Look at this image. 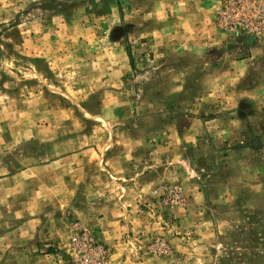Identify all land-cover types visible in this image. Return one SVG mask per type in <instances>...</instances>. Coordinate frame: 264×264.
Wrapping results in <instances>:
<instances>
[{"label": "rangeland", "instance_id": "374dc122", "mask_svg": "<svg viewBox=\"0 0 264 264\" xmlns=\"http://www.w3.org/2000/svg\"><path fill=\"white\" fill-rule=\"evenodd\" d=\"M76 154L130 163L108 264H264V0H0V264H73L13 231Z\"/></svg>", "mask_w": 264, "mask_h": 264}, {"label": "crops", "instance_id": "0c3cea01", "mask_svg": "<svg viewBox=\"0 0 264 264\" xmlns=\"http://www.w3.org/2000/svg\"><path fill=\"white\" fill-rule=\"evenodd\" d=\"M122 165L123 171L115 165H109L111 170H105L98 160L76 154L35 167V176L29 183L45 185L43 189L48 192L41 196L36 191L38 202L25 207L30 212L29 219L25 220L28 223L19 225V230L13 231L18 235L24 227L23 232L27 234L18 241L21 258L25 257L30 262L36 251L45 252L44 256L53 259L58 258L68 240L71 222L78 221L96 228L109 243L127 229L135 228L138 215L133 207L129 212L125 210L124 203L131 205V202H124L123 191H114L117 189L114 188L116 181H112V175H109V172L118 175L129 173L130 163L126 161Z\"/></svg>", "mask_w": 264, "mask_h": 264}, {"label": "built area", "instance_id": "2783aa9c", "mask_svg": "<svg viewBox=\"0 0 264 264\" xmlns=\"http://www.w3.org/2000/svg\"><path fill=\"white\" fill-rule=\"evenodd\" d=\"M68 255L73 264H108L106 251L93 231L78 223L71 225Z\"/></svg>", "mask_w": 264, "mask_h": 264}]
</instances>
